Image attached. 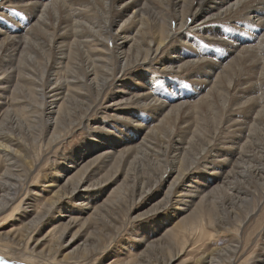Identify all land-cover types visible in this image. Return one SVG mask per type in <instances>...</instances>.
<instances>
[{
  "label": "rangeland",
  "instance_id": "rangeland-1",
  "mask_svg": "<svg viewBox=\"0 0 264 264\" xmlns=\"http://www.w3.org/2000/svg\"><path fill=\"white\" fill-rule=\"evenodd\" d=\"M103 2V0H96L94 5H92L88 0H80L83 7L89 10L88 15L92 13L90 14L92 15L91 17L89 15L90 19L95 17L99 20L107 19L112 13L116 14L113 9L107 14ZM1 4H6V2L0 0V28L5 30L7 27V31H0V35L5 36V42H8L7 40L10 38L8 35L24 33L29 24L33 23L32 13L29 8H25V5H20L19 7L12 3L7 7ZM151 9L140 20L134 21L132 17L131 21L125 22L128 29L126 33L131 35V33L138 32L136 38L142 40V42L134 44L131 50H128L129 45L124 44V49L129 51L126 60L128 68L119 72V64H117L111 70L107 87L104 88V91L99 96L92 89L88 90L85 86L88 94L86 103L89 102L92 105V110L85 111L81 109L80 106L82 104L74 100L75 96L68 98V101L65 102L67 112L63 116V122L61 120L59 125H55V131L52 128H47L44 124L47 115L48 118L55 116V114L47 113V109H45L48 106L50 98L46 97L43 110L40 97L33 95L34 93L28 90V86L32 87L29 81L34 86L39 85L38 81H40V77H43L44 69L49 68L48 60L51 58L52 52L47 49L44 50L41 47L40 49L43 51L41 56L43 57H40V55L35 57L34 62H36H33V64L23 58L25 55H33L31 49L28 47L26 49V47L22 48V46L16 50L10 47L7 51L4 50V47H1L0 71L3 70L4 72H0L2 74L0 77L3 79L4 76L5 79L3 81L6 80V82H3L0 88V133L4 132L5 134L4 136H0V141L9 144L18 152H23L27 161L25 168L28 169L22 174H18V180L11 181L6 179L7 168L9 167L0 160V184L2 181L10 184L13 187V190H10L12 192L10 197H14L13 201H10L8 205L0 210V250L2 248L18 247L14 253L16 258L27 264H62V262H58V258L61 257L63 252V245L72 236L73 232L79 231L75 235L80 237L77 251H80V248L83 246L81 241L85 238V235L91 234L94 240L95 238L98 239L95 245V252H92L90 256H86L83 259H77V261L68 259L66 264H148L146 262L150 264H196L199 256L207 254L213 248L223 249L218 254V260L222 261L221 264H256L258 262L257 259L260 258V253L264 248V173L257 172V170L254 171L250 167L257 164L259 160L264 163V153L262 155V152L258 151V148H255L256 145L253 146V140H257L261 145L264 143L263 119H261L263 121L259 125L261 129L255 131L254 134L252 132L253 135L251 134V141L248 144L251 143L253 147L248 144L246 146L247 150L252 151L253 158H248L249 160L247 161L250 165L246 164L245 174L242 176L231 173L227 175L226 180H223L220 176L218 181L209 180L207 190L210 192V195L206 199V202H209L208 206L205 203L208 213H205L201 209L197 216H188L195 209L190 213L188 212L191 208L187 211H179V205H184V203L177 204L178 202L173 201L177 198L171 195L174 199L171 198L172 200L166 203L165 206L152 212L148 211L136 220H131V217L145 211L155 201V199H152L149 203H145L146 198H149L151 193L147 192L145 196L140 197L139 193L141 191L142 193H145L146 190H152V192L158 191L157 196H155L157 199L166 193L168 186H170L168 184H171L172 178L170 174L164 171L173 160V157L179 163L175 167L189 168L194 173L205 169H219V166L217 167L213 163L208 164L209 167L202 166L203 163L212 159L209 158L212 153L210 151V144H213L212 146L214 147L227 143L231 136V131L229 133L225 132L228 124V115L230 118L238 117L244 119L245 122H250L249 116L245 117L246 114L251 113V111H248V105H251L253 102L252 99L251 102L249 100L256 94L260 95V92L264 89V48L255 53H244L245 56L242 52L234 53L229 57L225 56L226 58L223 62L225 65L224 67L220 65L216 69L219 74L213 82V75L209 76L206 81L201 80L206 77L197 74L199 68L195 64L185 66L184 70L171 69V71L166 72L160 71L154 62H151L149 67H147L146 63H142V59L145 56V40L153 37V35H157V33L160 34L158 32L159 29L168 28L173 16L170 0H152ZM187 9L188 7L185 6L179 17H183L184 14L188 15L190 10L187 11ZM131 10L132 8L129 9L127 15L130 14ZM116 15L113 17H117ZM262 15L264 17V13ZM123 19H125V16L121 18V20ZM121 20H117V22H121ZM213 25L214 28L210 26L209 32L203 33L193 30L191 32V30H188L184 33L187 32L185 34L187 35L186 38L193 42L192 46L195 45L197 48L206 47L207 52H202L201 56L210 57L213 61L220 62V59L224 58L222 56L218 58V54L219 52L222 54L227 46L221 44V39L228 35V31H231L227 28L231 25L230 21H226V23H213ZM138 26L141 27L138 29ZM112 28L116 30L117 26H112ZM48 29L51 30V28ZM57 29L54 28L53 31ZM170 29L173 30L172 28ZM236 29L239 30L236 32L238 33L236 34L237 41L234 42H240L241 44L257 42V38L254 36L256 34V27L253 28L250 24L244 23L236 27ZM173 32L175 33L176 29ZM58 33L59 31L54 35L56 39L62 37ZM206 33L211 36L207 37ZM232 34L234 35L235 31ZM217 35L221 36L217 37ZM115 36L116 33L112 32V36L108 40L106 47H111ZM44 38L48 39L47 36ZM177 40H179L178 37H175L174 42L177 43ZM60 43L67 45V38H63ZM169 49L165 48L163 54ZM224 54L226 53L224 52ZM86 56L80 58V60L71 56L70 58L76 61L79 67H72L71 65L70 67L76 72L84 69L88 65ZM43 59L47 60L43 61ZM42 61L46 64H43ZM144 71H148V75L152 76L149 79V84H147L148 89L152 84V88L150 87L151 95H154V98L159 101L165 100L166 102V107L161 111L165 112V114L162 116L161 112L158 113L159 118L166 116L160 123L156 119H153L154 116L151 115V112L147 111V108L136 105L138 97L134 93H130L134 107H132L133 110L128 111L129 115L127 117L130 120L135 119L134 121L137 122L139 120L142 121L141 117L145 114V119L148 120L147 122H143L141 130H139L140 126L136 125L134 121L126 122L122 118L116 119L108 117L109 115L98 113L99 104L100 110L103 109L102 106H105L113 90L122 87L124 82L130 79L132 72ZM21 75H28V78H26V80L29 79L28 83L25 79L21 78ZM64 75H66L65 72ZM195 79L197 80L193 81ZM72 80V88L80 83L77 81V77ZM41 82L44 84V79ZM22 84L24 85L21 86ZM241 85L245 88L240 87ZM259 85L262 88H257ZM211 86L213 89L209 90ZM240 88H243L244 91L242 98L239 96L241 93L239 92ZM77 92L78 90H74L72 93L76 95ZM208 92H210L209 95ZM215 93L218 95H215ZM204 96L208 100L211 98L209 100L211 104L209 107L196 104ZM249 96L251 97L247 100ZM177 102H182V104L171 105L169 107V104ZM263 102L261 99V103ZM55 108H57L56 104ZM231 108H235L236 110H232ZM42 110L44 115H42ZM117 111L118 107H115L113 114H116ZM131 113L139 115V117L137 118L131 115ZM232 113H236V115ZM126 127L127 134L133 135L134 139L130 137L133 141H128L127 137L129 136L124 135L127 141H121L120 146H117L115 150H119L122 146H128L130 143L131 145L135 143V146H132L127 153H115L108 163L100 168L97 167L101 158L94 164L87 162L89 157H85L81 161L75 159L77 156L76 151L79 152V149L83 148L85 142L89 140L90 133L98 134L101 132L104 135L109 134V140L113 141L115 138L108 130L111 129L110 131L121 135L120 132H123ZM8 136L18 140V142H11L7 139ZM178 138L183 142V144L180 143L184 147L180 150L172 151V147L177 144L176 139ZM243 140L244 138H241L238 144ZM260 154L261 156H258ZM235 156L237 155H229V159L232 161V159H236ZM68 157L73 160L71 168L67 173H63L60 177L56 178L54 174L61 170L63 163ZM84 162L85 165H82ZM198 163L200 164L198 165ZM73 165L76 167H73ZM247 166L250 167L247 168ZM95 168H97V171L91 174L92 169ZM223 169L227 173L228 171L230 172L228 164L222 165ZM74 173L78 174L77 181L75 178L71 179V177L67 179L69 175ZM160 175L162 179L158 182V179L161 177ZM202 176L207 179L209 178L203 175V173ZM188 177L189 174L184 176L182 182L185 180L184 182L186 183ZM51 179L53 185L45 186L44 184ZM220 179L223 182H220ZM227 179L231 180L230 182H233L235 185H231ZM80 180L82 181L80 183L81 186H76ZM223 183L226 184L223 185ZM65 185V188L72 185L71 187L75 192L66 195L67 197L62 198L56 205H53L50 200L42 204L44 198L52 193L57 192L58 194H62ZM82 187L88 188L80 189ZM240 187L247 188L248 190V195L245 196L246 200L239 201L238 196L240 194L235 193V189ZM225 188L228 190H225ZM212 189L215 190L212 191ZM207 190L204 188L203 192ZM80 193L82 194L80 195ZM92 194L94 197H92ZM199 195L201 194L199 193ZM196 197L194 198V202H191L192 204H195L198 200V197ZM209 198L212 199L210 200ZM104 199H107L105 201L106 204L102 202ZM78 202L87 203L90 207H86L87 211H80L85 206H83L84 204H78ZM1 205H5V203L3 202ZM35 205L37 209L41 205L43 207L40 208L41 213L39 217L41 218L37 220L31 219L29 225L24 224L23 222L34 213ZM65 207H68V210ZM166 212L169 214H166ZM64 213L70 214L65 215ZM76 214H79V218L82 217V219L79 225L74 226L78 220L74 223H69L67 219L69 215ZM164 214H166V218L169 221L172 220L171 218H180L186 215L183 227L165 234V230L170 225V222L157 228L159 225L157 222L160 219L163 220L162 216ZM87 215L95 217V219H88ZM17 216L20 218L16 220L15 217ZM198 222L197 228H194V225ZM12 234L22 239L21 245L4 239V235L11 236ZM161 236H163L162 239ZM17 237L15 239H18ZM181 237L182 239L178 240ZM141 238H144L142 242H140ZM156 239L158 240L153 242V245H148L150 251H145V254L148 256L145 257L144 261L146 262H144L142 260L144 256L140 255V253L144 251L149 242ZM36 240L43 242V249L37 259L29 253ZM25 244L27 249L25 248ZM144 244L145 246H143ZM0 255H4V253L0 251ZM30 258H33V260ZM169 258L172 260H169ZM260 264H264V260Z\"/></svg>",
  "mask_w": 264,
  "mask_h": 264
},
{
  "label": "bare ground",
  "instance_id": "bare-ground-1",
  "mask_svg": "<svg viewBox=\"0 0 264 264\" xmlns=\"http://www.w3.org/2000/svg\"><path fill=\"white\" fill-rule=\"evenodd\" d=\"M2 1L6 2V4H1V5L7 6V7H9L12 3L14 5L19 6V7H20V5H25L26 9L29 8L31 10L30 12L32 13L31 15H32L33 23L31 22L29 24V27H27V29H25L26 31L24 33H17V34L8 35L11 38V39L8 38V40H7L8 42H5L6 38H5V36L3 37L1 34L0 35V49H1V47H4V50L7 51V49H9L10 47L14 50H16L17 48L19 49L22 46H23L22 48L26 47V49L28 47L29 49H31V52L33 53V55H31V56L25 55L23 58H25L29 63H31V62L33 63L35 60V57H38L39 55H40V57H43V56H41V54L43 52L40 49L41 47L44 50L47 49L50 52H52V54H51L52 56L49 54L51 56V58H50L51 61L49 59L48 60L49 63L47 62L49 68L44 69L43 68L44 66L42 64H40L43 66L42 68L44 69V71H43V77L42 78L40 77L41 79L39 78V80H40V81H38L39 85L34 86L33 83L31 81H29V83L32 85V87L28 86V90L30 92L34 93L33 95H37L40 97V99L42 101V107H43V104L45 103L46 97L50 98V100L48 101V106L45 107V109H47L46 110L47 113L55 114V116H53V117L50 116L48 118V115H47V117H45V123L44 124L47 128H52L53 131H55V125L56 126L59 125L61 120L63 122V116L67 112L66 111L67 107L65 105V102L68 101V98H72L73 96H75L74 100H76L77 102L82 104V106H80V108L84 109L85 111H90V110H92L91 109L92 105L89 102L86 103V101L88 100L87 89L88 90L92 89L93 92L96 93L97 96H99L104 91V88L107 87V83L109 80V75L111 74V70L114 67H116L117 64H119V69H120L119 72H122L128 68V63L126 62V60H127V56H128L127 54L129 53V51L124 49V44L129 45L128 50H131L134 47V44H138V43L142 42V40L136 38V35H138V32L131 33V35L126 33V32H128V29H127V26L125 25V22L131 21L132 17H133L134 21L140 20L143 17V15L146 13H149L150 9L152 8V0H106V1L103 0L104 1L103 6H104L107 14L110 13V11L113 9V10H115V13L117 15L112 13V15L111 16L109 15L107 19H105V20L100 19L99 20V19L95 18L94 16H93L94 18L90 19V17L92 16L90 14H92V13L89 14L90 15V17H89V15H88L89 10H87L85 7H83L82 3H80V0H42V1H38V0L37 1H34V0H30V1L29 0H2ZM88 2H91L92 5H94L96 0H88ZM98 3H100V2H98ZM149 3H151V4H149ZM170 5L173 8V16H172V19L170 20V26L169 27L172 28L173 30L176 29L177 33L176 32L174 33L173 30H171L168 27L166 29H159L158 32L160 34L157 33V35H153V37H149L148 39L145 40V44H146L145 56L142 59V63H146L147 67H149V64L151 62H154L157 65L156 67L160 71L166 72V71H171V69H173V70H184L185 66L195 64L199 68L197 74H200L201 76L206 77L205 79H201V80L206 81L209 78V76L213 75L214 76V78L212 80V82H213L219 74V72H217L216 69H218V67L220 65L224 67L225 64L223 62H224L226 57H229L230 55H232L234 53L236 54L238 52H242L243 55L245 56V54H249L251 52L255 53V52L261 50L262 48H264V17L262 15V13H264V0H170ZM137 6H138V8H137ZM185 6L188 7L187 11L190 10L188 15L184 14L183 17H179V15L182 14L181 11L185 9ZM130 8H132V10H131L130 14L127 15V12L129 11ZM87 15L89 18L87 17ZM114 15H116L117 17H113ZM118 16H119V18H118ZM124 16H125V19L121 20V18ZM117 20L118 21L121 20V22H117ZM226 21L227 22L230 21L231 26H228L227 28H229L231 31H228V35L225 38L221 39V41H222L221 44L227 45V46L225 47L226 49L224 51L226 54H224V52H222V54H221V52H219V54H218V58L221 56H222V58H224L222 60L220 59V62L219 61L217 62L216 60L213 61V59H211L210 57L201 56L202 52L206 51V49H205L206 47L197 48V46L195 47V45L192 46L193 42L189 41V39L186 38L187 35H185V34L187 32L184 33L185 31H188V30H191V32H192V30L195 32H203V33L209 32L208 29H210V26L214 28L213 23H218V22L226 23ZM244 23L250 24L251 26H253V28L256 27V30H255L256 34L255 35L253 34L257 38L256 43L241 44L240 42H234V41H237L236 34H238V33H236V32H238V30H239V29L237 30L236 27L243 25ZM112 26H117L116 30H113ZM234 26H235V28H234ZM140 27L141 26H138V29ZM2 28H4V27H2ZM6 28H5V30H6ZM48 28H51V30H49ZM54 28H58V29L53 31ZM5 30L0 28V31H2V32H5ZM252 30H254V29H252ZM58 31H59V33H58L59 35H61L63 38H67V45L60 43L63 40L62 37L60 39L55 38L54 35ZM233 31H235L234 35L232 34ZM112 32H115L116 36L114 37V40L111 44V47H106L108 40L112 36ZM253 33H254V31H253ZM193 34H194V32H193ZM206 34H204V35H206L207 37L211 36L208 33H206ZM45 36H47L48 39L44 38ZM218 36H221V35H217V37ZM175 37H178V39H179V40H177V43L174 42ZM215 37H216V35H215ZM220 38H222V37H220ZM217 39H219V38H217ZM12 40H13V42H12ZM246 41H248V40H246ZM174 43H176V45H174ZM194 43H195V41H194ZM3 44H6V45H3ZM182 47H183V49H182ZM165 48H167V49L170 48V49L168 51H166L165 54H163V51ZM188 51H190V52L188 53ZM70 52H71V56H73V58H77L79 60H80V58H84L85 55H87L86 59H87L88 65L84 69L80 70L79 72H76L74 69H72L70 67V65L72 67L73 66L79 67V65H78V63H76V61H74L70 58L71 57ZM212 52H215V51H212ZM46 56H48V55H46ZM2 59H4V58H2ZM46 60L43 59V61H46ZM261 60H263V59H261ZM43 61H42V63H43ZM215 61H216V63H215ZM228 62H225V63H228ZM154 63H153V65H154ZM65 66L67 67V69ZM1 71L4 72L3 70H1ZM64 72L66 73V75H64ZM190 72H191V70H190ZM1 73H0V75H2ZM148 74H149L148 71L147 72L146 71L134 72V73L132 72L130 79L126 80L122 87H118V85H116L118 88L113 90V92L110 95L109 99L107 100V103L105 104V106H102L103 109L100 110V104H99L98 113H101L102 115H109L108 117H113L116 119L122 118V119H125L126 122L134 121L135 119L130 120L129 117H127V115H129L128 111L133 110L132 107H134V105L132 104V100H133L132 95H130V93H134L138 97V101L136 102V105L142 106L143 108H147V111L151 112L152 113L151 115L154 116L153 119H156V121L158 123H160L166 116L159 118L158 113L161 112L164 107H166L165 106L166 102H165V100L159 101L158 99L154 98L155 97L154 95H151L150 89L152 88L151 87L152 84H151V86L148 85L149 89L147 87V84H149V82H150L149 79L152 76L150 77V75H148ZM27 76L21 75V78L25 79V81H27V83H28L29 79L26 80V78H28ZM75 77L78 78L77 81L80 83L77 86H74V88H72L71 87V85H73L72 79ZM1 78L2 77H0V88L2 87L3 82H6V80L3 81L5 79L4 76H3V79H1ZM43 79H44V84L41 82ZM153 79H155V78H153ZM196 80L197 79H195L193 81H196ZM155 82H156V80H155ZM24 84H22L21 86H23ZM7 85H9V84H7ZM243 85L245 86L244 83H243ZM246 85H247V83H246ZM257 85H258V83H257ZM260 85L258 87L257 86L256 87L259 89L262 88ZM85 86L87 89L85 88ZM172 86H173V84H172ZM244 86L241 85L240 87H244ZM238 88H239V86H238ZM212 89L213 88L211 86L209 88V90H212ZM74 90H78L76 95H74L72 93ZM25 91H26V89H25ZM156 91H157V89H156ZM239 92H241L239 94V96H241V98H242V96L244 95L243 88H240ZM242 93H243V95H242ZM209 94H210V92H208V95ZM215 95H218V94L215 93ZM250 97L251 96L247 97V100ZM210 99L211 98H209V100ZM251 99H252L253 103L251 105H248V111L249 112L251 111V113L245 115V117L249 116L250 122H247V121L245 122L244 119L238 118V117H233V118L231 117L230 118V116L228 115L227 116L228 124H227V127L225 129V132L229 133L231 131V136L229 137L227 143L226 144L225 143L220 144V145L218 144L219 146H214V147L212 146L213 144H210V148H211L210 151H212V153H211V156L209 158H212V159L209 161H206V163H203L202 166L203 167H209L208 164L213 163V164L217 165V167L219 166V169H214L213 167H211L213 169L206 170L204 168L205 170H202L201 172L194 173V171L192 172V170H190L189 168L184 169V168L175 167L179 163L176 161L175 157H173V160L171 161L169 166H167V169L164 171L165 173L170 174L171 178H172V180H171L172 182H171V184H168L170 186H168L166 193L157 199V197H155V196H157L158 191L152 192V190L151 191L146 190L145 193H142V191H141L139 193L140 197L145 196L147 192L151 193L150 197L146 198L145 203H149V201L152 199H155V201L152 203V205H150L148 207V209H146L145 211H142L140 214H137L134 217H131V220H136L137 218H140L142 215H144L148 211L152 212L154 210H158L160 207L165 206L166 203H169L172 199H174L171 197V195H174V197L177 198V199L173 200L176 203L178 202L177 204L184 203V205H181V206L179 205V208H178L179 211L183 212V211H187L188 209L191 208L190 211L188 212V213H190L193 209H195L188 216H197L201 209H203V211L205 213H208L205 206H206V204L208 206V203H209V202L208 203L206 202L207 196L210 195L209 194L210 192L207 190V188L209 187V182H210L209 180L214 181V182L218 181L219 176L222 177L224 180L227 177V175L228 174L230 175L231 173L243 176V174H245L246 164L248 163L247 160H249L248 158L252 157V151L247 150L246 146L249 143V141H251L250 138H251L252 132L254 134L255 131H257L258 129H261L259 127V125L264 120V113H263L264 112V104H263L264 102L261 103V99L264 101V89H263V91L260 92V95L256 94V95L252 96L250 98L249 102H251ZM209 100L204 96L202 99L198 100L196 102V104L199 106L209 107L211 105ZM129 103H131V104H129ZM180 103L182 104V102H180ZM180 103H178V102L175 104L171 103V104H169V107H171V105H177ZM243 103H244V101H243ZM55 104L57 105V108H55ZM115 107H118V111L116 114H113V109ZM231 109L236 110L235 108L234 109L231 108ZM43 110H44V107H43ZM43 110L41 111L42 115H44ZM19 111H21V110H19ZM161 113H162V116L165 114V112H161ZM122 114H124V115H122ZM232 114L236 115V113H232ZM131 115H134V113H131ZM143 115L141 117L142 121H140V120L137 122L134 121L136 125L140 126L139 130L142 129L141 126L143 125V122H147V120H148V119L147 120L145 119V114H143ZM134 116H136L137 118L139 117V115H134ZM261 119H263V120L261 121ZM32 121H30V122L32 123ZM263 124H262V126H263ZM263 128H264V126H263ZM110 130H108V132L113 135L115 140L113 139V141H110L109 140V136H110L109 134L104 135L101 132L98 134L90 133L89 134V140L87 142H85V144L83 145V148L79 149V152L76 151L77 156L75 159H77V161H78V159L81 161L83 158L89 157L87 159L88 160L87 162H89L90 164H94L95 162H97L101 158L100 163L97 167V168H100L103 165L105 166V164L108 163L110 158L112 156H114L115 153H121V154L127 153L129 151V149L132 148V146H135V143L132 145L130 143L128 146H125V147L122 146V148L120 147L119 150H115V149H117V146H120V142L126 139V138H124V135H128L127 134V127H126V129H124V131H123L124 133L118 131L121 133V135L120 134L118 135L117 132L110 131ZM0 134H1L0 136L5 135L4 132H1ZM128 136L129 137H127V140L133 141V139H134L133 135H128ZM130 137L133 139H130ZM134 137H135V135H134ZM241 138L242 139L244 138V140L238 144V141L241 140ZM7 139H9L13 143L18 142V140L11 138L9 136L7 137ZM127 140H125V141H127ZM180 142H181V140L179 138L176 139L177 144H175L172 147L173 148L172 151H175L177 149L180 150L184 147V145L183 146L181 145V143L183 144V142H181V143ZM259 143L257 142V140H255V141L253 140V146L256 145L255 148H258V151H261L262 155H263L264 143L262 145H261V143L260 144ZM214 145H216V144H214ZM248 145L250 146L251 143ZM23 149H24V147H23ZM0 154L2 157V158L0 157V160H2L9 167V168H7L6 179L11 180V181L12 180H18V174L19 173L22 174L24 171H26L28 169V168L27 169L25 168L26 162H27L25 154L23 152H18L13 147H11L9 144H6L2 141H0ZM227 154H229V155H235L236 154L237 155V156H235L236 159H234V160L232 159V161H231L229 159V155L226 156ZM258 156H261V154ZM231 157H233V156H231ZM259 159H261V158H259ZM72 161L73 160H71L70 157H68L65 160V162L63 163L61 170L57 171L54 174V176L57 178V177H60L63 173L64 174L67 173V171L72 166ZM199 164L200 163H198V165ZM227 164H228V166H230V172L228 171V173L226 172V170L223 169L225 172L222 170V165L225 166ZM248 164L250 165V163H248ZM82 165H85V162L82 163ZM251 166L252 167L247 166V168L250 167V169H252L254 171L257 170V172H263L264 173V163L261 162L260 160L257 161V164H254ZM73 167H76V166L73 165ZM97 168L92 169L91 174L94 173V171H97ZM202 173H203V175H206L209 178L208 179L204 178L202 176ZM162 174H164V173H162ZM188 174H189V177L186 180L187 182L185 183L184 182L185 180L182 182L183 177L188 175ZM72 175H69L67 177V179H69L71 177V179L75 178V180L77 181L78 174L74 173ZM161 179H162V176L158 179V182ZM227 181H229V180L227 179ZM230 181H229V183H231V185H233L234 183L230 182ZM81 182H82L81 180L78 181L76 186L80 185ZM220 182H223V181L221 180ZM179 183H181V184L179 185ZM213 184L214 183H212V185ZM216 184H217V182H216ZM220 184H222V183H220ZM224 184H226V183H223V185ZM44 185L45 186L53 185L52 179L50 181L46 182ZM223 185H222V187H223ZM227 185H228V183H227ZM71 186L68 188H65L66 187V185H65L63 190H62V194H58L57 192H54L51 195H49L48 197H45L42 204L47 202V200H50V202L53 205H56L57 203H59L61 201L62 198L67 197L66 195H68L69 193L75 192V190L72 189ZM213 186H215V185H213ZM229 187H231V186L229 185ZM87 188L88 187H82L80 189H87ZM193 188L195 189L194 191H193ZM204 188H206V190H207L206 192L205 191L203 192ZM217 188H218V184H217ZM217 188H216V190H217ZM226 188H225V190H228ZM10 190H13V187H11L10 184H7L6 182L2 181L0 184V210L2 208H4L6 205H8V203L10 201H13V199H14V197H10V195L12 194V192ZM214 190L212 189V191H214ZM235 191H236L235 193H237L238 195L240 194L238 196L240 199L239 201L246 200L245 196L248 195L247 188L240 187V188L235 189ZM199 193L201 195H199ZM81 194L82 193H80V195ZM237 194H236V196H237ZM196 196L198 197V200L195 202V204H192L191 202L192 201L194 202V198ZM92 197H94L93 194H92ZM232 198H234V197H232ZM107 199H104L102 202L104 204H106L105 201ZM209 199L211 200L212 198H209ZM3 202L5 203V205H1V203H3ZM78 204H80V205L84 204L83 206H85V207L81 208L80 211H85L87 209L86 207H90V205L88 206L87 203L78 202ZM100 206H104V205H100ZM100 206H98V207H100ZM40 208H43L42 205L39 207V209H37V207L35 205L34 213L26 221L23 220L24 221L23 223L29 225L31 219H34V220L40 219L41 218V217H39V215L41 213ZM65 208H66V210H68V207H65ZM78 213H79V211H78ZM188 213H186V214H188ZM64 214L68 215L70 213H64ZM166 214H169V213L166 212ZM166 214H164L162 216L163 220H161V219L158 220L159 218H155L158 220L157 223L159 224L157 226V228L161 227L165 223L170 222V225L167 228H166L167 225L165 226V228H166L165 234H167L170 231H174L177 228L183 227L184 219H185L186 215H183L180 218H178V217L177 218H171L172 220L169 221L166 218ZM78 215L77 214L76 215H69L67 221L69 223H74L78 220V222H76L74 224V226L79 225L81 223L82 217L79 218ZM86 217L88 219H91V218L95 219V217H92L89 215H87ZM19 218H20L19 216L15 217L16 220ZM39 221H41V220H39ZM208 221H209V219H208ZM198 224H199V222L196 225H194V228ZM11 226H13V225H11ZM78 232L79 231L73 232L72 236L63 245V252L61 254V257L60 258L57 257L59 259L58 262H62V264H66L68 262L67 261L68 259H71V261H77V259H83L86 256H90L92 254V252H95L94 251L96 248L95 245L98 242L97 241L98 239L95 238V240H94L93 237L91 236V234L85 235V238H83L81 241L83 246L80 248V251H77L78 247H79V241L78 240L80 237H77L75 235ZM102 236H103V234H102ZM163 236H161V239ZM15 237H17L15 234H12L11 236L4 235L5 240H9L12 243H17V244L21 245L22 239L20 237H17L18 239H15ZM83 237H84V235H83ZM158 239H160V238H158ZM158 239L149 242L146 245V247L144 248V251H142L140 253V255L144 256V258L142 259L143 261H144L145 257L148 256L145 254L146 253L145 251H147V250L150 251V249L148 248V245H150V246L153 245L152 243L157 241ZM181 239H182V237L179 238L178 240H181ZM143 240H144V238H141L140 242H142ZM42 244H43V242L39 241V240H36L34 242L33 246L31 247V249L29 251V253L32 254V257H36V259H37V257L40 256V253L43 249ZM84 246H86V247H84ZM143 246H145V244ZM25 248L27 249L26 244H25ZM17 249H18V247L2 248L0 251L3 252L4 255H0V264H27L26 262H23V261L16 258L14 253H15V250H17ZM222 250L223 249H221V248H219V249L213 248L207 254L205 253V254H202L201 256H199V260L196 264H221L222 261L218 260V254ZM228 250L230 251L229 248H228ZM30 259L33 260V258H30ZM169 260H172V259L169 258ZM263 260H264V248H263L262 252L260 253V258L257 259L258 262L256 264H260V262H262ZM144 262H146V261H144ZM146 263L150 264L149 262H146Z\"/></svg>",
  "mask_w": 264,
  "mask_h": 264
}]
</instances>
